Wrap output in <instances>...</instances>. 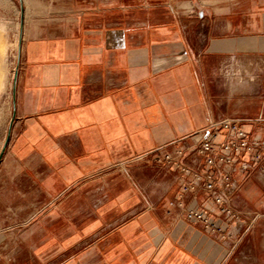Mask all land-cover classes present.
Wrapping results in <instances>:
<instances>
[{"label":"crops","instance_id":"obj_1","mask_svg":"<svg viewBox=\"0 0 264 264\" xmlns=\"http://www.w3.org/2000/svg\"><path fill=\"white\" fill-rule=\"evenodd\" d=\"M173 2L179 10L166 6ZM74 3L65 20L24 19L16 118L1 164H31L23 175L35 185L33 196L71 195L78 181L104 178L108 169L120 173L134 217L106 226L134 229L110 247L127 250L133 256L128 264L136 258L142 264L243 260L242 218L228 223L219 215L231 235L188 221L177 204L183 175L128 162L179 141L191 144L198 130L223 116L239 119L248 131L264 130V0ZM226 61L258 63L262 73L227 87L220 76ZM183 162L198 167L203 158L193 152ZM234 175L237 207L243 212L250 199L263 205L264 177L239 168ZM190 197L184 204L209 205L204 194ZM31 211L34 224L39 204L32 202ZM14 258L0 254V260Z\"/></svg>","mask_w":264,"mask_h":264},{"label":"rangeland","instance_id":"obj_2","mask_svg":"<svg viewBox=\"0 0 264 264\" xmlns=\"http://www.w3.org/2000/svg\"><path fill=\"white\" fill-rule=\"evenodd\" d=\"M72 1V2H71ZM76 0H23L24 19L65 20ZM78 1V0H77ZM91 6V4H89ZM170 10H179L177 3H167ZM190 7V6H189ZM20 0H0V150L7 134L13 112L12 75L18 62L22 44ZM226 61L220 67V76L230 87L229 64L243 79L254 80L262 70L258 63ZM240 76V75H239ZM235 77V76H233ZM264 133L263 128L252 130ZM0 162V254L14 259L0 260V264H128L133 256L127 250L113 252L110 247L122 237L133 234L134 229L107 227L113 220L121 225L134 217L124 195L129 189L121 174L104 171L73 184V193L64 196L56 191L54 196L42 193L33 196L35 185L23 175L31 164ZM37 166V165H36ZM46 172L47 165L37 167ZM254 174L264 177L257 169ZM60 187L59 181L52 183ZM47 183L45 187H47ZM25 191L20 195L17 190ZM264 192V190H263ZM126 201V202H124ZM39 204V213L31 224V203ZM16 207L7 211V206ZM264 205V203H263ZM262 199L243 203V212L237 207L244 221L243 260L232 264H264V206ZM8 235L9 237H5ZM138 242V240H136ZM239 247V241L235 251ZM234 253V252H233ZM232 253V254H233ZM134 264H142L136 258Z\"/></svg>","mask_w":264,"mask_h":264},{"label":"built area","instance_id":"obj_3","mask_svg":"<svg viewBox=\"0 0 264 264\" xmlns=\"http://www.w3.org/2000/svg\"><path fill=\"white\" fill-rule=\"evenodd\" d=\"M235 66L229 64L228 74L242 77L240 70L239 73L235 71ZM196 134L197 138L191 144L179 141L173 146L134 156L128 163L142 162L179 172L184 178L177 204L183 209L185 218L201 223L207 230L231 235L229 229L219 225V215L228 223L240 219L235 203L237 183L234 173L236 168L242 171L257 169L264 175V133L248 131L239 119L223 116L210 120ZM193 152L203 158L198 167L183 162ZM188 194L191 200L200 194L206 195L209 205L195 208L190 203L184 204L183 199Z\"/></svg>","mask_w":264,"mask_h":264},{"label":"water","instance_id":"obj_4","mask_svg":"<svg viewBox=\"0 0 264 264\" xmlns=\"http://www.w3.org/2000/svg\"><path fill=\"white\" fill-rule=\"evenodd\" d=\"M21 3V20H20V26H21V35H22V31H23V26H24V5H23V0H20ZM20 52H21V48L19 49V59L18 62L14 68V77H13V84H12V99H13V112L11 115V119L9 122V126L7 129V134L6 137L4 139V142L2 144L1 150H0V162L4 157L5 151L7 149V146L9 144L10 141V137H11V133H12V127H13V123L15 121L16 118V112H15V99H16V86H17V78H18V73H19V60H20Z\"/></svg>","mask_w":264,"mask_h":264},{"label":"bare ground","instance_id":"obj_5","mask_svg":"<svg viewBox=\"0 0 264 264\" xmlns=\"http://www.w3.org/2000/svg\"><path fill=\"white\" fill-rule=\"evenodd\" d=\"M21 48V47H20ZM21 53V52H20ZM13 77H14V71H13V75H12V84H13ZM234 81H238V82H242L243 81V77L238 76V77H230V83L234 82ZM12 84H11V89H12ZM3 84L0 87V90L3 88ZM3 144V143H2Z\"/></svg>","mask_w":264,"mask_h":264}]
</instances>
